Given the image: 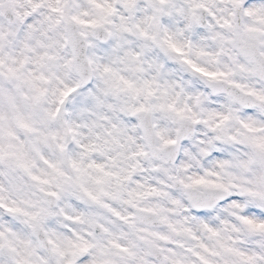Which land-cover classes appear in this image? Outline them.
Returning a JSON list of instances; mask_svg holds the SVG:
<instances>
[{"label":"clouds","instance_id":"clouds-1","mask_svg":"<svg viewBox=\"0 0 264 264\" xmlns=\"http://www.w3.org/2000/svg\"><path fill=\"white\" fill-rule=\"evenodd\" d=\"M0 264H264V0H0Z\"/></svg>","mask_w":264,"mask_h":264}]
</instances>
